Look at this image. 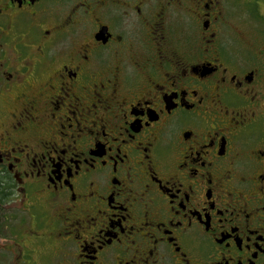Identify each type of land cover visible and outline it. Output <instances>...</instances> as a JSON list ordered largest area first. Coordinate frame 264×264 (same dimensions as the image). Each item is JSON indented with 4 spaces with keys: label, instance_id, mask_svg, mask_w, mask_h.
Segmentation results:
<instances>
[{
    "label": "flooded vegetation",
    "instance_id": "1",
    "mask_svg": "<svg viewBox=\"0 0 264 264\" xmlns=\"http://www.w3.org/2000/svg\"><path fill=\"white\" fill-rule=\"evenodd\" d=\"M258 31L230 0H0L17 264H264Z\"/></svg>",
    "mask_w": 264,
    "mask_h": 264
},
{
    "label": "rangeland",
    "instance_id": "2",
    "mask_svg": "<svg viewBox=\"0 0 264 264\" xmlns=\"http://www.w3.org/2000/svg\"><path fill=\"white\" fill-rule=\"evenodd\" d=\"M230 4L240 9V11L243 10L249 16V19L252 20L253 25L259 30L260 36L264 38V0H230ZM20 201H22L21 196L16 200L15 204L17 206L15 208L17 212H14V214L17 216L22 214L28 219L29 216L26 212L19 213L20 210L23 211L24 207L27 206L25 201H22L23 206H20ZM15 239L16 237L0 236V264H17L18 254H21L22 248L26 250V239L21 242L22 247L15 244ZM41 261L46 262L43 258H41Z\"/></svg>",
    "mask_w": 264,
    "mask_h": 264
},
{
    "label": "trees",
    "instance_id": "3",
    "mask_svg": "<svg viewBox=\"0 0 264 264\" xmlns=\"http://www.w3.org/2000/svg\"><path fill=\"white\" fill-rule=\"evenodd\" d=\"M0 194H1V189H0ZM1 196V195H0ZM3 196H5V195H3ZM3 196L1 197V198H3ZM1 198H0V201H1ZM4 198H6V197H4Z\"/></svg>",
    "mask_w": 264,
    "mask_h": 264
}]
</instances>
